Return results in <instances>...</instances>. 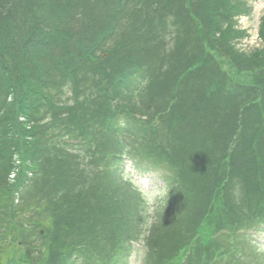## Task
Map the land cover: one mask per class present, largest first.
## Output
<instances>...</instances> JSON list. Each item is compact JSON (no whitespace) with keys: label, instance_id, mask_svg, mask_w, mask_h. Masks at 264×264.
<instances>
[{"label":"trees","instance_id":"16d2710c","mask_svg":"<svg viewBox=\"0 0 264 264\" xmlns=\"http://www.w3.org/2000/svg\"><path fill=\"white\" fill-rule=\"evenodd\" d=\"M251 10L0 0V264H260L264 15L263 45H236ZM123 158L168 171L152 213Z\"/></svg>","mask_w":264,"mask_h":264},{"label":"rangeland","instance_id":"374dc122","mask_svg":"<svg viewBox=\"0 0 264 264\" xmlns=\"http://www.w3.org/2000/svg\"><path fill=\"white\" fill-rule=\"evenodd\" d=\"M251 6V12L247 15H242L238 19L237 28L247 31V36L241 39L236 45L244 52H249L254 48L262 46V41L258 36V29L261 17L264 15V0H246ZM131 166V165H130ZM125 175L131 178L132 183L137 187L143 198V204L150 214L160 199L165 195L163 174L160 170H151L146 172L136 171L126 167ZM249 239L252 244L257 247L260 256V264H264V230L260 232H251ZM142 253L133 255L129 264H140Z\"/></svg>","mask_w":264,"mask_h":264}]
</instances>
